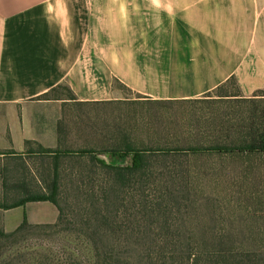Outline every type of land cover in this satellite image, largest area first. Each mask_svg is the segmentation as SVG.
Listing matches in <instances>:
<instances>
[{
	"label": "rangeland",
	"instance_id": "1",
	"mask_svg": "<svg viewBox=\"0 0 264 264\" xmlns=\"http://www.w3.org/2000/svg\"><path fill=\"white\" fill-rule=\"evenodd\" d=\"M63 86L41 96V100L69 98L70 94ZM235 88L230 82L206 94L205 100L182 103L131 100L80 104L61 101L49 105L43 103L32 111L41 113L45 120L56 119L57 140L46 134L43 143L56 144L54 147L59 150L92 149L99 152L121 143L122 133H128L140 147H153L164 144L155 143L157 138H166L163 131L159 132L161 122L158 119L169 118L180 124L195 113L241 122L242 118L255 111L257 115L264 109V97L249 100L216 98L234 95ZM123 93L136 98L128 91ZM257 95L264 96L263 93ZM8 114L6 108H0V126L4 129V118ZM2 145L5 141L0 139ZM181 160L182 166L189 171L185 179L166 178L160 171H164V164L168 166L171 159L152 155L148 159L151 177L146 181L133 179L130 186L119 187L121 183L115 181L112 171L91 161L89 155H63L58 163V198L63 211L60 213L56 205L48 201L0 209V228L6 233L15 231L25 216L28 225L18 233V241L10 246V250L51 254L50 259L55 264H75V261L94 264L95 248L121 249L124 246L120 244L124 243L121 239L129 240L127 244L132 247L156 252L186 249V237L192 238L191 247L195 252L213 249L224 233L229 235L236 248L254 250L264 244V220H259L260 230H256L252 216V210L259 208L258 205L264 207V156H184ZM51 161L50 157L40 154L0 157V200L10 203L28 190L41 191L39 187H46L51 182ZM182 183L192 188L164 187ZM175 236H181L182 242L179 243Z\"/></svg>",
	"mask_w": 264,
	"mask_h": 264
},
{
	"label": "crops",
	"instance_id": "2",
	"mask_svg": "<svg viewBox=\"0 0 264 264\" xmlns=\"http://www.w3.org/2000/svg\"><path fill=\"white\" fill-rule=\"evenodd\" d=\"M230 80L216 98L264 97V0H0V157L56 146L43 103H182ZM59 84L75 99L41 100Z\"/></svg>",
	"mask_w": 264,
	"mask_h": 264
},
{
	"label": "trees",
	"instance_id": "3",
	"mask_svg": "<svg viewBox=\"0 0 264 264\" xmlns=\"http://www.w3.org/2000/svg\"><path fill=\"white\" fill-rule=\"evenodd\" d=\"M234 82L232 80L228 83ZM228 83L218 87L223 88ZM64 85L70 97H56V99H75L74 94L66 84H59L52 88L48 93L42 95L47 96L50 92L56 90ZM263 93L264 90L257 91ZM163 104H173L172 102H164ZM227 117V116H226ZM228 118V117H227ZM159 132L163 131L166 138L162 140H155V143L164 142L163 145H150L138 146L135 140L131 139L128 133L121 135L120 142L116 143L108 149L99 152L92 149H78L76 151L59 150L54 147H44L35 142L32 147L20 154H40L48 156L52 159V178L46 187H39L41 191H27L24 195L14 199L10 203L0 200V209H10L16 207H24L25 204L30 202L48 201L58 208L60 213L63 208L58 198L59 192V161L63 155L72 153L79 155H89L91 161H96L108 171H112L115 181L119 187L130 186L133 179H142L153 175L149 170L148 159L152 155L167 157L171 161L168 166L164 164V171L168 179H185L189 173L187 168L182 166L184 156H212L216 155L220 158L228 156L233 157H250L252 155L264 156V109L260 110L256 115V111L241 119V122L232 121V118H224L222 116H206L192 114L189 120L182 123H175L173 120L158 119ZM180 134L185 138L180 137ZM171 136V138H168ZM159 141V142H158ZM106 152L111 158L107 163L105 160L97 157V153ZM15 152H5L4 156L20 155ZM16 157V156H15ZM118 159V160H117ZM165 189H182L189 190L192 187L187 183L165 185ZM46 188V190H42ZM113 192L114 189H111ZM260 203V202H259ZM259 208L252 210V216L255 221V229L260 230L259 220H264V207L258 205ZM248 212V211H247ZM250 213V212H249ZM28 225L25 216L22 223L16 228L15 231L6 233L0 228V264H55L50 259L51 254H35L26 251H13L10 246L18 241V233ZM264 236V233L262 234ZM179 243L182 242L181 236H175ZM217 241L213 249H200L199 252L192 250V238L186 237V249L174 252H156L153 250H146L143 248H135L130 246L129 240H122L120 243L123 246L121 249H99L95 248L92 254L94 264H264V244L258 245L254 250L246 248H236L233 246V240L229 235H222ZM167 240L172 241V238ZM131 242H133L131 240ZM75 264H80L75 261Z\"/></svg>",
	"mask_w": 264,
	"mask_h": 264
},
{
	"label": "water",
	"instance_id": "4",
	"mask_svg": "<svg viewBox=\"0 0 264 264\" xmlns=\"http://www.w3.org/2000/svg\"><path fill=\"white\" fill-rule=\"evenodd\" d=\"M97 157H99V158L105 160L107 163L110 162V159H109L110 156H109V154L106 153V152H100V153H97Z\"/></svg>",
	"mask_w": 264,
	"mask_h": 264
}]
</instances>
